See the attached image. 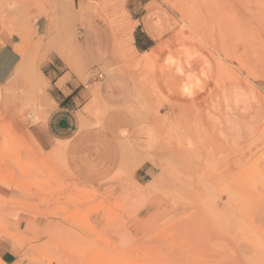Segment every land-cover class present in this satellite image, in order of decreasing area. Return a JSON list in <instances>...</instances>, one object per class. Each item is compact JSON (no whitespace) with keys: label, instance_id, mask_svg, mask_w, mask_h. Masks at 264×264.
Returning a JSON list of instances; mask_svg holds the SVG:
<instances>
[{"label":"rangeland","instance_id":"374dc122","mask_svg":"<svg viewBox=\"0 0 264 264\" xmlns=\"http://www.w3.org/2000/svg\"><path fill=\"white\" fill-rule=\"evenodd\" d=\"M128 1L0 0V34L14 38L23 77L47 76L50 62L82 82L123 74L135 87L129 114L169 109L158 122L159 174L139 186L125 170L95 185L74 180L59 148L40 158L25 141L39 114L0 107L10 120L0 125V184L12 190L0 193V239L19 248L13 264H264V0L146 6L168 27L161 48L175 45L191 68L183 93L200 87V66L216 88L237 84L254 96L260 128L241 146L208 136L199 103L165 102L153 78L157 50L138 57L132 47Z\"/></svg>","mask_w":264,"mask_h":264},{"label":"crops","instance_id":"0c3cea01","mask_svg":"<svg viewBox=\"0 0 264 264\" xmlns=\"http://www.w3.org/2000/svg\"><path fill=\"white\" fill-rule=\"evenodd\" d=\"M149 2L128 1L134 22L131 43L138 57L157 50L153 78L165 102L199 103L204 130L220 144L241 146L252 141L260 128L254 96L237 84L216 88L212 69L203 79L200 66L196 68L200 87L189 95L183 93L184 86L193 83L187 80L191 68L175 59V45L161 48L168 27L163 17L146 9ZM15 46L14 38L0 34V107L40 115L23 133L38 157L59 148L56 159H61L71 178L87 185L102 183L122 170L129 172V181L136 185L153 182L159 174L153 157L161 149L164 132L158 122L168 114L167 106L158 115L136 117L128 113L130 108L136 109L135 87L128 76L115 73L82 82L72 74L67 77V71L53 62L49 65L54 71L44 75L45 79L42 76L45 92L43 88L38 96L33 82L18 73L20 56ZM169 58L174 61L171 65L167 64ZM11 192L9 186L0 184V193ZM25 226L26 222L21 223L20 229ZM19 254L13 241L0 239L2 263L13 264Z\"/></svg>","mask_w":264,"mask_h":264},{"label":"bare ground","instance_id":"6f19581e","mask_svg":"<svg viewBox=\"0 0 264 264\" xmlns=\"http://www.w3.org/2000/svg\"><path fill=\"white\" fill-rule=\"evenodd\" d=\"M28 73V72H27ZM22 75V74H21ZM32 76V75H31ZM38 78H36L37 77V74H35L34 76H33V85H35V87H36V91L40 94L41 92H42V89H41V87H40V80H42V75H39L38 74ZM32 78V77H31ZM8 121H10L9 119H7V118H3V116L0 114V125H3V124H5L6 122H8ZM6 163V162H5ZM8 163V162H7ZM10 163V162H9Z\"/></svg>","mask_w":264,"mask_h":264},{"label":"built area","instance_id":"2783aa9c","mask_svg":"<svg viewBox=\"0 0 264 264\" xmlns=\"http://www.w3.org/2000/svg\"><path fill=\"white\" fill-rule=\"evenodd\" d=\"M101 76H102V75H101V74H99V75H97V76H96V78H101Z\"/></svg>","mask_w":264,"mask_h":264}]
</instances>
